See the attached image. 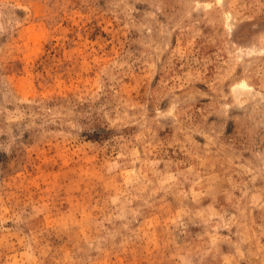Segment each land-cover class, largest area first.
I'll use <instances>...</instances> for the list:
<instances>
[{"label": "rangeland", "instance_id": "374dc122", "mask_svg": "<svg viewBox=\"0 0 264 264\" xmlns=\"http://www.w3.org/2000/svg\"><path fill=\"white\" fill-rule=\"evenodd\" d=\"M0 264H264V0H0Z\"/></svg>", "mask_w": 264, "mask_h": 264}]
</instances>
